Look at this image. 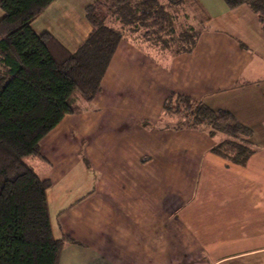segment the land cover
I'll return each mask as SVG.
<instances>
[{
    "label": "crops",
    "instance_id": "1",
    "mask_svg": "<svg viewBox=\"0 0 264 264\" xmlns=\"http://www.w3.org/2000/svg\"><path fill=\"white\" fill-rule=\"evenodd\" d=\"M94 1L55 0L31 28L74 52ZM192 2L203 27L189 53L160 60L121 40L92 102L64 116L40 156L25 161L50 182L53 237L70 240L58 264H264V30L248 6ZM171 94L247 127L246 163L211 153L220 134L167 127Z\"/></svg>",
    "mask_w": 264,
    "mask_h": 264
},
{
    "label": "trees",
    "instance_id": "2",
    "mask_svg": "<svg viewBox=\"0 0 264 264\" xmlns=\"http://www.w3.org/2000/svg\"><path fill=\"white\" fill-rule=\"evenodd\" d=\"M55 0H0V264H58L67 238L55 239L48 216V180L25 159L66 115L79 114L100 91L110 60L123 39L145 44L158 59L189 53L203 27L200 9L186 0H95L84 8L86 39L69 52L31 24ZM248 6L264 30V0H223ZM166 52L169 56L161 55ZM163 113L172 129L222 135L211 153L243 166L254 153L251 131L230 113L171 94Z\"/></svg>",
    "mask_w": 264,
    "mask_h": 264
},
{
    "label": "rangeland",
    "instance_id": "3",
    "mask_svg": "<svg viewBox=\"0 0 264 264\" xmlns=\"http://www.w3.org/2000/svg\"><path fill=\"white\" fill-rule=\"evenodd\" d=\"M186 2L188 3V6L189 7H191V8H193V10L194 9H197L196 7H195V5L194 4H192V3H190L188 0H186ZM197 11H199L198 9H197ZM200 12V11H199ZM76 97H78L77 98V105L79 106V107H83L84 105H85V103L82 101V99H81V97L80 96H76ZM27 160V163L29 164H33V161H31V158H28V159H25V161Z\"/></svg>",
    "mask_w": 264,
    "mask_h": 264
}]
</instances>
